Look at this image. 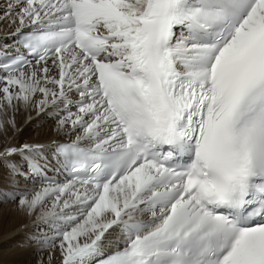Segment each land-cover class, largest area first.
Here are the masks:
<instances>
[{
	"label": "snow or ice",
	"instance_id": "1",
	"mask_svg": "<svg viewBox=\"0 0 264 264\" xmlns=\"http://www.w3.org/2000/svg\"><path fill=\"white\" fill-rule=\"evenodd\" d=\"M13 11L28 55L0 63V132L23 106L51 108L56 131L75 134L53 142L63 182L44 175L41 145L0 150V202L35 214L39 264L57 251L60 264H264V0ZM24 171L38 188L20 190Z\"/></svg>",
	"mask_w": 264,
	"mask_h": 264
},
{
	"label": "bare ground",
	"instance_id": "2",
	"mask_svg": "<svg viewBox=\"0 0 264 264\" xmlns=\"http://www.w3.org/2000/svg\"><path fill=\"white\" fill-rule=\"evenodd\" d=\"M16 27H18V24L10 25V22L3 24L0 28V35L2 33H13ZM49 87L51 86L49 85ZM54 114L55 113L51 108H46L44 111L39 113V111L33 107L25 110L23 106H21L19 111L15 114L16 130L14 131L11 127H7L6 134L4 132L0 133V149L5 143H7V147H18L20 144L39 143L42 146L39 152V154H41L48 152L49 147L54 146L49 144L51 140L52 142H59L72 139L75 134H72L70 137L64 132L58 133L56 131L57 124L52 125L49 123L48 117L53 116ZM12 115L13 114L11 112L9 117L11 118ZM41 122L45 124V126L39 130H34L35 132L33 133L30 129H32V127L37 123L40 125ZM22 125L23 128L20 129ZM17 157L20 156L17 154L9 159H18ZM14 161H17L20 164V167H22V165H26L23 160V162H21V160ZM3 183V181H0V191L3 190ZM29 193V198H31L32 192ZM46 203L50 206V200H46ZM36 223L35 214L30 217L26 215L24 211L16 210V206H13V204L5 206L1 205L0 264H39L41 254H37L35 252L36 245H30L27 240L30 235L37 234L35 227ZM110 232L112 234L113 230H110ZM106 236L109 235L106 234ZM114 236L115 235L112 234V237ZM105 244H107V240H105ZM43 257L44 264H60L58 251L55 253V256L51 261L48 260L47 253H43Z\"/></svg>",
	"mask_w": 264,
	"mask_h": 264
},
{
	"label": "rangeland",
	"instance_id": "3",
	"mask_svg": "<svg viewBox=\"0 0 264 264\" xmlns=\"http://www.w3.org/2000/svg\"><path fill=\"white\" fill-rule=\"evenodd\" d=\"M3 2H4V0H0V28L3 26V24H7L8 22H10V21H9V18H5V14H4V13H5V10H4L3 8H4L5 6H6L5 8H8V6H12V5H13V4H11L10 2L8 3L9 5H8V4L5 5V3L3 4ZM3 5H4V6H3ZM14 5H15V4H14ZM2 6H3V7H2ZM15 17H16V16H15V12H13V15L11 16V19H15ZM1 31H2V29H1ZM4 31H5V30H4ZM4 31H3V32H4ZM2 34H4V33H2ZM10 113H11V112L8 113V117H7V118H10V117H9V114H10ZM45 118H46V117H45ZM49 118H50V117H49ZM48 120H49V123H51L52 125H53V124H57V123H56V119H55V120H54V119H52V120H51V119H48ZM52 122H53V123H52ZM35 126H36V127H35ZM44 126H45V124H43L42 122L40 123V125L37 123V124H35V125L32 127V129H30V130H32V132L34 133L36 130L41 129V128H43ZM21 128H23V125L20 127V129H21ZM34 130H35V131H34ZM0 133H3V132H0ZM11 139H12V138H11ZM11 139H9V140H11ZM6 144H7V143H5V144L1 147L0 150H3V148L7 147ZM20 145H22V144H20ZM24 163H25V162H24ZM25 164H26V163H25ZM26 166H27V164L24 165L23 168H25ZM0 168H2V162H0ZM23 168H22V169H23ZM3 175L6 177V173L3 172V171H1V169H0V180L9 181V182L11 181V179H9V178H11L9 175H8L9 178L6 177L8 180H7ZM25 186H26V187H25L26 189L29 188V186H27V185H25ZM38 187H39V186H37V188H38ZM25 188H22V189L20 188V190H22V191H23V190H26ZM30 192H31V191H30ZM29 194H30V193H29ZM8 204H13V206L15 205V206H16V210H17V205H16V203H14V202H12V201H8V202H6V203H5V202H0V207H1V205H4V206H5V205H8Z\"/></svg>",
	"mask_w": 264,
	"mask_h": 264
}]
</instances>
